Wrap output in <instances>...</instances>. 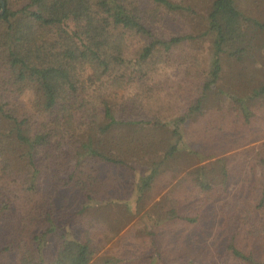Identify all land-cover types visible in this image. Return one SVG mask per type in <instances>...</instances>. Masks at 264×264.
<instances>
[{
  "label": "trees",
  "instance_id": "1",
  "mask_svg": "<svg viewBox=\"0 0 264 264\" xmlns=\"http://www.w3.org/2000/svg\"><path fill=\"white\" fill-rule=\"evenodd\" d=\"M4 1L0 264H264L253 241L264 143L233 152L264 107V11L213 0L198 34L176 31L197 14L176 0ZM205 36L207 66L187 47ZM163 64L179 72L182 106L161 103ZM181 152L229 154L181 176ZM167 170L178 176L171 197L160 195ZM135 218L171 224L149 227L145 253L133 239L108 247Z\"/></svg>",
  "mask_w": 264,
  "mask_h": 264
},
{
  "label": "rangeland",
  "instance_id": "2",
  "mask_svg": "<svg viewBox=\"0 0 264 264\" xmlns=\"http://www.w3.org/2000/svg\"><path fill=\"white\" fill-rule=\"evenodd\" d=\"M178 2L184 3H191V5L193 6V8L196 10L197 14L196 15H192L191 17H189L188 19H182L180 20L181 22L178 23V26L176 27V31H193L195 33L201 34L202 31L205 28V15L207 14V9L209 8V6L211 5L213 0H176ZM240 4H243V6L245 7V10L255 16H261L262 12L264 11V0H239ZM66 26L68 27V29H72V30H76L75 27V23L70 19L67 21ZM175 30V27H174ZM82 41V40H81ZM211 46V39L209 38V36H205L201 39H199L197 41V43H195V45L193 46H187L189 49H195V50H191V52H196L198 53V55H202L201 57H203L205 59V64L207 66V62L209 60V47ZM200 48V49H199ZM188 50V49H187ZM261 51L263 50H258V52L256 53V59L258 60V63L252 66L251 71L254 73H258L260 72L262 66L261 63L262 60V53ZM174 69H176L175 66H173V64H166V65H161V69H159L157 76L156 77H161V83H162V98H161V103L165 104L168 106V104H175L177 103L178 105L182 106V102L181 101L183 99V97H181L183 94L179 93L180 95H176V93H174L171 90V85L175 84L173 83L171 80H173L174 82H177L178 79H176L179 76V72L175 71ZM167 89L166 92L164 91V89ZM169 88V89H168ZM132 89L130 90L131 93ZM33 93L31 91H26L24 93V95L22 96L23 101L26 103V105H29L32 101L33 98ZM179 96V97H178ZM160 107V106H159ZM181 108H178L176 110H174L172 115H169L166 119V121H170L172 116L178 114L177 112L181 113ZM257 114V116H256ZM264 114V107L260 106L257 108V113L253 114L252 116H250L249 120L252 119V124L253 127L251 128H247V124L242 125L243 128H241V131L244 132V140L242 142H246L244 143V146H241L239 149L234 150L233 152H236L238 150H242L244 148H247L253 144H260V143H264V119L262 118V115ZM259 115V118H258ZM177 116V115H176ZM187 129V128H186ZM194 128H188V131H193L192 130ZM188 133V132H187ZM186 133V139L188 140V135ZM251 138V140H255L253 143H251V141H248V139ZM199 141H201L202 139L198 138ZM199 145L197 146L198 148L201 147H210L211 144H206L203 142H198ZM201 143H203V145H201ZM229 153H221L218 156L212 155L210 158L206 161L200 162V160L195 156V155H191L189 153H184L181 152L178 156V164L176 165L175 168L178 169V171L181 172V176H184L189 170L201 165V164H208L210 163L212 160L217 159L219 157L222 156H226ZM174 165V164H173ZM174 173H172V170H167V172H165L162 175V179L164 180L163 183V189L160 193L161 196H166V197H171V195H173L174 190H175V184L178 181V176L176 175L175 177ZM240 176L239 179H241L242 175H238ZM171 179V183L168 184L167 180ZM238 179V180H239ZM163 182V181H162ZM238 181H235L233 185H231L230 187L232 188V191H236L238 190ZM179 191V190H178ZM215 194H221V192H217L216 190L213 192L212 195ZM159 195V196H160ZM136 196V194H135ZM182 197H185V193L184 195H181ZM159 198V197H158ZM161 198V197H160ZM152 207V206H151ZM141 217V216H138ZM150 220V219H149ZM157 219H152V221H147L146 219L141 218V220H139L138 218L133 219L132 221H130V223L128 224V226L121 232L122 234L119 235V237H117V239L113 240L110 245L108 247L111 248H117L120 246V244L122 245V240L126 239H133L132 243L137 244L139 247H141V249L139 250V252L145 253L144 250V244H142V242L145 239H151L152 236L148 234V232L150 231L149 227L151 226H155L157 228L160 227H164L166 228L167 226H169L171 224V222H166L163 223L160 226H156L155 225V221ZM174 225V223H173ZM256 228L253 230V234L256 233V235H258V238L256 240H253L255 242V245H259L261 242L264 241V226L262 225H254ZM253 228V227H252ZM251 228V229H252ZM125 236V238H123ZM123 240V242H124ZM126 246V245H124Z\"/></svg>",
  "mask_w": 264,
  "mask_h": 264
},
{
  "label": "water",
  "instance_id": "3",
  "mask_svg": "<svg viewBox=\"0 0 264 264\" xmlns=\"http://www.w3.org/2000/svg\"><path fill=\"white\" fill-rule=\"evenodd\" d=\"M0 1H1V4H2V9H1V11H0V15H1L2 13H4V11H5V9H6V3H5L4 0H0Z\"/></svg>",
  "mask_w": 264,
  "mask_h": 264
}]
</instances>
